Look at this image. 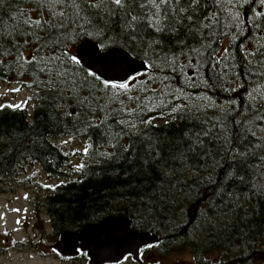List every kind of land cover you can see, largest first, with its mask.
Here are the masks:
<instances>
[{
  "label": "trees",
  "instance_id": "obj_1",
  "mask_svg": "<svg viewBox=\"0 0 264 264\" xmlns=\"http://www.w3.org/2000/svg\"><path fill=\"white\" fill-rule=\"evenodd\" d=\"M77 2L56 4L54 17L47 0H0V87L30 92L20 108L0 105V186L41 167L56 182L41 203L56 236L125 216L159 237L147 252L184 246L197 264H264V4L180 0L179 22L162 5L157 32L147 0ZM86 39L149 69L128 90L106 87L70 59Z\"/></svg>",
  "mask_w": 264,
  "mask_h": 264
},
{
  "label": "rangeland",
  "instance_id": "obj_2",
  "mask_svg": "<svg viewBox=\"0 0 264 264\" xmlns=\"http://www.w3.org/2000/svg\"><path fill=\"white\" fill-rule=\"evenodd\" d=\"M131 86L132 83H130ZM12 89H19V91H12ZM29 97L30 92L20 89L13 81L3 83L0 87V105L4 100L14 104H24ZM63 141L81 149L88 145L84 140L66 138ZM46 185L54 186L56 182L50 179L41 167L27 164L20 170L16 184L0 186V264H68L59 262L55 256L58 251L54 248V243L58 237L53 231L51 232L45 208L35 209V204L47 195L43 192V186ZM4 188L7 190L3 191ZM33 239H36L34 242L40 241L39 245L33 243L31 241ZM3 247L9 248L8 252L2 251ZM139 258V261L130 258L124 264L195 262L191 250L184 246L165 256H159L154 251H145ZM208 258L214 264L217 255L208 256ZM73 264H83V261L75 260Z\"/></svg>",
  "mask_w": 264,
  "mask_h": 264
},
{
  "label": "water",
  "instance_id": "obj_3",
  "mask_svg": "<svg viewBox=\"0 0 264 264\" xmlns=\"http://www.w3.org/2000/svg\"><path fill=\"white\" fill-rule=\"evenodd\" d=\"M80 64L103 81L123 83L146 72V61L131 55L127 50L114 47L103 51L99 45L86 39L76 47ZM132 219L110 216L104 220L86 224L78 232H64L54 247L63 255L74 256L80 250L87 252L91 264L118 263L131 254L139 259L145 247L157 244L159 237L150 232H139L132 227Z\"/></svg>",
  "mask_w": 264,
  "mask_h": 264
},
{
  "label": "snow or ice",
  "instance_id": "obj_4",
  "mask_svg": "<svg viewBox=\"0 0 264 264\" xmlns=\"http://www.w3.org/2000/svg\"><path fill=\"white\" fill-rule=\"evenodd\" d=\"M64 0H47V3H48V6L53 9L51 14L52 16H58V15H63L62 13H57L55 10H54V7L56 4H59V3H63ZM73 6L79 11V8H80V4L77 2V0H71ZM83 2L85 3H88L89 0H83ZM200 0H191V4L192 5H196V4H199ZM217 3H220L221 0H216ZM228 3H248L249 0H227ZM180 3V0H147V4L151 6L150 10H149V16H148V21L149 23L155 28V30L157 32H160V31H163L164 30V27H163V21L164 19L167 17V13H164V15L162 16L160 13H161V6L164 5V6H168L170 11L173 13V15H176L177 17V22H179V17L177 15V10L176 8L174 7V5H179ZM260 3L261 4H264V0H260ZM102 4H112V5H115V6H119L121 9H124L127 4H128V0H98L97 3H91L90 6L92 8H97V9H100L101 8V5ZM144 5L141 4L140 7H143ZM152 10H155V14H152ZM185 11L184 8H179V12L180 13H183ZM107 12H108V15L111 16L113 14L112 12V9H107ZM232 15H234V17L238 18L240 13L237 11L235 13H232ZM257 16L261 15V13L257 12L256 13ZM187 19L189 21L192 20V17L191 16H188ZM207 19V17H206ZM134 22H138V17L137 16H131L130 17V20L128 22V26L131 27L132 24ZM25 23H31V24H34L36 26H40L42 21L41 20H35V21H29V20H26ZM45 25H47L49 28H52V27H58V25L54 24V23H51V22H48V21H44L43 22ZM204 27H210V25H205ZM37 39H39V37H37ZM202 47H211L210 45H202ZM193 52L199 54V49H192ZM228 53V49H225V54L227 55ZM0 54H3L2 52H0ZM18 60H24L25 62L27 63H31V61H28L27 58L23 57L22 55L21 56H18L17 57ZM37 58L35 56L32 57V60H36ZM52 60H55L57 59V57H52L51 58ZM71 61L75 62V63H80V61L78 60V58L76 56H72L70 57ZM176 57H174L172 59V63H175L176 61ZM218 61H214V63H217ZM175 71V68L173 69ZM181 71H183V68L180 69ZM89 75L93 76V77H96V73L95 72H91L89 73ZM136 79V76H132L131 77V80H135ZM189 79H191V77H189ZM104 85L106 87L110 86L111 88L113 89H121V90H128L130 88V82L126 81V82H123V83H112L111 81H108V80H105L104 82ZM12 91H19V89H12ZM22 105H10V107H15V108H20ZM178 108H174L173 111H177ZM134 126V125H133ZM87 151V149H85V152ZM81 167H83V165H81ZM46 187H52V186H48L46 185ZM18 211V210H17Z\"/></svg>",
  "mask_w": 264,
  "mask_h": 264
},
{
  "label": "flooded vegetation",
  "instance_id": "obj_5",
  "mask_svg": "<svg viewBox=\"0 0 264 264\" xmlns=\"http://www.w3.org/2000/svg\"><path fill=\"white\" fill-rule=\"evenodd\" d=\"M54 186H52V187H46V186H43V192L44 193H46V194H49L50 193V191H52V188H53ZM45 199V198H44ZM44 199H42V200H40L39 202H37L36 204H35V209H37V210H40L41 208H44L43 206L41 207V203H42V201L44 200ZM49 218V217H48ZM49 222H50V219H49ZM50 228H51V232L53 231V233H54V229H53V227H52V224H51V222H50ZM58 237V239L56 240V242L61 238V235H59V236H57ZM8 241V240H7ZM33 243H38V245H39V243H40V241H38V242H34V241H36V239H33V240H31ZM55 242V243H56ZM2 251H4V252H8V250H9V248H7V247H3L2 249H1ZM57 254H55V256L57 257V259L59 260V262H64V263H68V264H73L74 262H75V260H82V259H85L86 258V262H83V264H91V262H90V257L88 256V254H87V252H85V251H82V250H80V252L78 253V254H76V255H74V256H67V255H62V254H60L59 252H56ZM145 253V249L143 250V253L140 255V256H142L143 254ZM130 258H134L132 255H128V256H126L122 261H120V262H118V263H106V264H124L125 262H126V260H128V259H130ZM135 259V258H134ZM186 264H196L195 262H193V263H186Z\"/></svg>",
  "mask_w": 264,
  "mask_h": 264
}]
</instances>
